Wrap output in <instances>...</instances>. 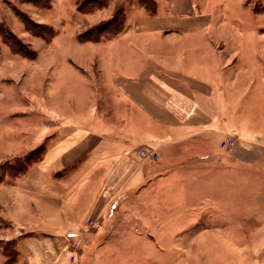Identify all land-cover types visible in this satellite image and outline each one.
Here are the masks:
<instances>
[{"label":"crops","instance_id":"1","mask_svg":"<svg viewBox=\"0 0 264 264\" xmlns=\"http://www.w3.org/2000/svg\"><path fill=\"white\" fill-rule=\"evenodd\" d=\"M150 1L154 13L139 0H110L99 10L111 18L121 9L126 24L115 37L79 41L110 46V56L90 60L95 104L88 93L71 111L66 101L51 102L42 160L15 181H0V221L11 227L0 228V239L13 241L17 253L11 263L4 255L3 264L76 263L79 248L96 243L97 223L114 196L106 188L148 189L156 173L176 180L178 191H192L197 238L231 235L235 221L264 223V56L226 55L244 44L230 40L216 19L215 9L229 12L232 0ZM64 87L53 85L49 99L61 98ZM227 141L234 146L221 147ZM141 151L166 158L150 169L135 161H153ZM214 197L223 198L218 225V205H203ZM258 239L263 251L264 230Z\"/></svg>","mask_w":264,"mask_h":264},{"label":"rangeland","instance_id":"2","mask_svg":"<svg viewBox=\"0 0 264 264\" xmlns=\"http://www.w3.org/2000/svg\"><path fill=\"white\" fill-rule=\"evenodd\" d=\"M220 1L226 3V0ZM81 2L0 0L2 178L15 181V177L10 176V167L18 160H26L23 159L25 155L43 145L42 140L49 132L42 124L48 123L51 102L66 101L71 111L82 96L87 98L84 93L91 94L94 104L97 100V69L95 62L90 60L110 56V46L107 49L95 44L85 45L79 42L78 37L109 19V13L100 12L102 9L78 13ZM84 6L85 9L89 7ZM224 8L223 5L219 8L221 12L215 9L219 12L216 16L218 24L230 40L234 42L235 38H239L244 43L243 46H229L226 55L232 51L254 54L260 51L259 54L264 56V0H232L229 12L225 13ZM23 16L46 27L26 24ZM51 32H55L52 39ZM135 64L133 68L137 69L139 65ZM263 81L264 76L259 79L262 89ZM60 82L65 85L61 98L53 96L49 99L51 87L54 85L56 88ZM88 84L92 86V93L85 91L90 87ZM92 89L89 88V91ZM36 155L40 157V154ZM162 155L166 158L158 151L156 159L151 162L135 161L150 169L158 168L162 165ZM172 156L169 158L175 163L176 159ZM32 162L25 161L27 165ZM163 176L156 173L148 189L140 184L137 188L128 189L124 187L125 183L119 190L106 188L110 197L114 196L97 223L99 233L94 235L96 243L85 249L79 248L80 255L74 264H264V250L255 247L260 240L259 234L264 230V223L253 220L241 227L235 221L237 224L232 223L231 235L222 232L209 238H197L194 232L196 224L191 218L194 210L192 191H178L176 180L166 182L162 180ZM172 176L175 179V175ZM210 199L204 198L203 205L209 207L214 205L213 202L218 205L213 208L217 218L215 225H218L223 216L218 214L223 209V198L214 197L212 202ZM181 215L186 216L183 221L178 220ZM91 222L87 224L90 226ZM0 228L11 227L0 221ZM4 255L10 256L7 258L10 263L17 259L13 241L0 239V264L6 260Z\"/></svg>","mask_w":264,"mask_h":264},{"label":"trees","instance_id":"3","mask_svg":"<svg viewBox=\"0 0 264 264\" xmlns=\"http://www.w3.org/2000/svg\"><path fill=\"white\" fill-rule=\"evenodd\" d=\"M85 1V3H83ZM141 5L144 6L149 12L154 13L155 12V4L153 1L150 0H139ZM110 0H82L81 3L78 4V12L80 13H87L96 11L99 9H104L109 5ZM84 4L88 5L89 7L85 9ZM23 22L26 24H34L35 27L43 28L46 27L44 24H38L34 23L32 19H28L26 17H22ZM125 24H126V15L125 13L120 9L116 11L113 16L107 20L99 22L94 27L90 28L89 30L83 32L79 35L78 39L80 42H98L101 39H109L112 37L117 36L118 34L122 33L125 30ZM52 30V29H51ZM50 30V31H51ZM50 39L55 37V32H51ZM45 39V38H43ZM45 152V146L42 145L35 150L29 152V154L25 155L23 159L26 160H18L12 167H10L9 173L10 176L19 177L25 171L28 169L29 166H31L34 162H40L43 158V154ZM40 154V157L36 154ZM37 158V159H36ZM33 160L32 164L27 165L25 161ZM3 165L0 166V170L2 169ZM4 177H0V181H2ZM7 258L10 256H6Z\"/></svg>","mask_w":264,"mask_h":264},{"label":"built area","instance_id":"4","mask_svg":"<svg viewBox=\"0 0 264 264\" xmlns=\"http://www.w3.org/2000/svg\"><path fill=\"white\" fill-rule=\"evenodd\" d=\"M234 144L235 143L233 141H227V142H224L222 144V147L223 148H230V147H233ZM141 157L144 158V159H148V158L156 159L154 153L147 152V151H141ZM91 223L93 224V222H91Z\"/></svg>","mask_w":264,"mask_h":264}]
</instances>
